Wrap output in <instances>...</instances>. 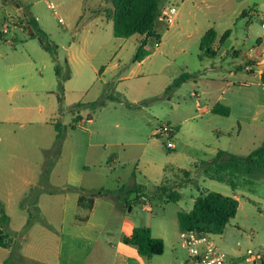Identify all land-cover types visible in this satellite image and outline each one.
I'll return each instance as SVG.
<instances>
[{
  "label": "crops",
  "instance_id": "0c3cea01",
  "mask_svg": "<svg viewBox=\"0 0 264 264\" xmlns=\"http://www.w3.org/2000/svg\"><path fill=\"white\" fill-rule=\"evenodd\" d=\"M22 1L0 0V29L11 19L21 20L24 16L23 8L29 7V12L39 26L59 47L60 60L66 59L71 67L72 75L64 84L63 97L68 107L96 101L102 95L112 93L114 83L118 82L123 84L124 95L136 109L151 113L159 110V91L176 92L185 83L195 82L211 71L225 70L227 76L222 74L217 77L222 78V81L231 80L210 94L202 106L197 102L200 111L195 116L209 114L210 120L217 117L229 119L235 114L236 108L241 112L238 116L240 118H236L238 137L243 133L241 117H249L254 105L229 97L228 87L236 84L240 87L250 86L234 79L239 75L253 74L256 69L260 77L264 74V66L257 65L264 64V31L255 34L251 22L252 16L257 15L261 23L264 0H182L176 6L177 13L170 24L165 22L161 11L174 6L175 2L162 0L160 14L154 25L155 36L136 34L129 38H116L113 35L114 6L111 0H59V6L68 12V22L65 24L62 18L57 17L56 11L52 14L53 20L61 24L60 29L51 26L50 15L42 6L44 3L47 9L52 10L50 5L54 6L49 0ZM240 17L249 20L246 27L247 41L241 42L238 47L234 41L229 45L230 52L229 48L223 51L222 55L232 54L235 57L232 59L233 65L224 69L220 64L222 55L218 53L237 31ZM218 23L225 25L222 34L217 32ZM209 30L216 34L210 47L215 56H207L200 49L201 38ZM225 32H228V36L221 41ZM251 38H254V44ZM143 39L146 40L143 49L147 55L133 62L132 58ZM35 40L37 38L18 29L0 36V202L9 217L6 228L3 230L0 227V264H193L188 251L179 244L181 231L178 214L190 211L201 191L191 194L186 201L181 196L178 202L163 203L156 197V187L165 181L166 173L162 167L157 176L151 178L146 172L138 171L127 180V185L119 186L123 183V176L117 169L118 159L110 152L107 153L108 142L105 141H108L109 129L114 125L109 121L110 110L114 108L113 105H121L122 102L109 101L101 109H84L87 111L84 122L89 125L86 132L90 137L98 114L104 117L100 131L96 128L102 136L96 148L101 151L88 146L92 150L84 151L83 161L75 172L67 165L62 167L65 153L60 151L43 184L47 156L55 145L54 123L59 119V112L54 63L39 41ZM18 45L20 48H17ZM241 48L245 49L244 54H241ZM240 56L244 60L236 62ZM177 63L179 66L175 68L173 65ZM184 73L190 74L191 78L179 87L169 88L173 80ZM145 75L158 79L149 92L140 83L132 84ZM216 104L228 107L229 114L222 116L212 113ZM76 113H72L73 120L78 116L79 121L72 125L82 127L83 118ZM208 125L212 126L213 122L208 121ZM169 126L173 134L179 129L176 125ZM133 130L136 129L131 130L135 132ZM245 133L248 141H253L258 134L253 125L245 127ZM91 158L99 162H89ZM97 165L103 171L91 172V168L96 169ZM103 165L104 168H101ZM57 173H61L65 179L63 186H56L52 182ZM107 185L112 188H105ZM135 185L143 189L133 193L126 191ZM122 187L125 190L118 191ZM80 189L85 190L84 194L96 190L112 193L95 198L92 208L86 210L78 206ZM35 191L37 193L32 197ZM228 196L238 201L239 209L237 193ZM31 198L37 213L25 231L31 209L23 203ZM130 204H141L146 218L134 215L133 206L128 210ZM153 208L159 211L158 216H153ZM13 209L23 214L20 215L18 226L14 225ZM42 219L44 225H37ZM68 219L71 221L68 222ZM135 227L149 228L153 238L161 239L164 243L163 253L146 258L138 254L135 246L125 243L124 239L130 237ZM37 230L45 233V248L29 247V250L34 251L29 254L24 247L27 248L28 240L34 239L33 232ZM23 231L25 234L21 236ZM219 236H224V232ZM17 240L19 246L11 257ZM228 253L231 259L243 256L239 249H231Z\"/></svg>",
  "mask_w": 264,
  "mask_h": 264
},
{
  "label": "rangeland",
  "instance_id": "374dc122",
  "mask_svg": "<svg viewBox=\"0 0 264 264\" xmlns=\"http://www.w3.org/2000/svg\"><path fill=\"white\" fill-rule=\"evenodd\" d=\"M22 2V0H18L17 3ZM48 2L53 4L54 8L52 10L47 9L44 3L42 6L46 13L50 15L51 26L60 29L61 24L58 23V20H53L52 14L56 11L58 14L57 17L62 18L65 24L68 22V12H66L63 6H59V0H49ZM177 5L178 4H175L174 6L176 7ZM1 11L2 10H0V13ZM199 17H201L200 13ZM248 21L247 17L239 18V24L236 28L237 31H235L227 44L220 48L218 55H222L226 48H229L230 52L229 45L234 41L236 47H238L241 42L247 41L248 34L246 27ZM251 22L254 24L253 32L255 34L264 31L261 29L260 20L257 15L252 16ZM7 23L17 25L22 32L28 35L27 32L22 30L23 23L21 20L11 19ZM224 29L225 25H221L220 23L217 24V32L219 34H222ZM183 39H185V37H183ZM251 40L254 44V38H251ZM36 41L37 40H35V42ZM251 43L252 42H250V44ZM17 48H20V45H18ZM241 50V54H244L245 49L241 48ZM234 58L232 54L228 56L222 55L220 64L224 69L229 68L233 65L234 62L232 59ZM242 60H244V58L240 56L236 62H242ZM253 64L255 65V63ZM257 65L264 66V64ZM173 66L178 68L179 65L177 63ZM171 67L169 69H171ZM222 74L227 76V71H211L208 75L197 79L195 82L191 81L185 83V85L176 92L165 90L167 92L166 94V92L159 91L161 92L159 93V110L151 113L136 109V106L131 100L124 95L123 84L115 82L114 87L111 89L112 94L121 98L122 104L113 105L112 107L114 108L110 110L111 114L109 121L114 125L109 129L110 137L106 139L108 141H105L108 142L106 151L107 153L110 152L118 159L119 165L117 169L123 176V183L119 186L123 184L127 185V180L131 179L133 175H136L138 171L143 173L146 172L151 178L157 176V172L162 167V169H165L166 173L163 180L168 181L171 185L183 181L184 176L181 174V170L191 171L190 173L193 178L192 183H190L191 185L179 190L185 201L188 197H191V194H195L199 191L202 192L207 190L225 196L232 195L236 192L239 196L240 208L235 217L227 224L224 236L210 235V238L215 245L228 256V252H230L231 249H239L243 254L247 249H253L264 254V173L260 172L252 176L239 178L238 187L235 191L226 183L207 179L209 173H200V171H203L206 167L204 165L200 166V162H210L213 160L217 150L221 149L233 154L245 156L264 142V84H262L264 81H262L260 75L257 73V69L253 74H248L247 76L239 75V77L237 76L234 78L236 81L248 83L250 86L240 87L236 84L233 87H228L229 97L251 102L252 105H254L253 112L249 117H241L243 122H240V126L243 127V133L239 137L237 134L238 127L236 125V118H240L238 116H240L241 112L239 113L236 108L235 114L229 119L217 117L215 120H210L209 118L211 116H209V114L195 116L196 112L200 111L197 108V102L202 106V102L208 101L207 99L210 98V94L214 93L220 86L224 87L227 80H231L229 78L222 81V78L217 77V75L222 76ZM154 81L158 82V79L145 75V77L132 82V84L140 83L144 85V89L149 92L150 88L154 86ZM160 88L159 81V90H161ZM195 94H198V96H195ZM167 97H171V99L168 100ZM141 105L142 104H140V106ZM70 107H68L67 103L63 102L62 111L58 119L62 125L60 151L65 153L62 167L64 168L65 165H67V167H70L71 170L75 172L83 161L84 151L92 150V148L88 146L93 147V150L98 149V151H101L99 148H96V143L99 138H102L101 134L97 133L96 128L100 131V125L104 117L98 114L92 130L94 132H91L92 136L90 137L88 132H86L89 125L84 122V119L87 118L85 114L87 111L84 109L76 111V115L80 114L81 118H83V122L81 123L82 127L76 125L77 127L73 129V112H70ZM208 121H212L213 125L209 126ZM246 123H248V125ZM116 124L117 126H115ZM163 124L176 125L179 127L178 131L171 137L175 149L171 150L166 148V136L162 134L155 136V131ZM251 125L254 126L258 134L253 141H248L245 127ZM128 128L129 131H126ZM132 129H136L133 130L135 132H132ZM94 161H96V159L91 158L89 162ZM104 165L101 168H104ZM198 165L201 170L196 169ZM99 167L100 166L97 165L96 169L91 168V172L103 171L99 170ZM64 180L61 173H57L52 179V182L56 186H63ZM107 186L105 188H112L111 186ZM148 187H152V185ZM36 193L37 191L32 194V197H34ZM23 204L29 205L32 215L37 213L36 207L33 204V198L25 201ZM132 206L134 215L146 218L147 215L142 210L141 204H130L128 210H131ZM11 212L15 219L14 225L18 226L21 221L20 215L23 214L17 209H13ZM156 215H159V211L153 208V216ZM70 221L71 219H68V222ZM37 225L43 226L44 220L42 219ZM53 226L57 225L53 224ZM33 233L35 236L34 239L28 240L27 248L24 247L29 254L34 252L29 250V247H34L36 249L45 248L44 231L37 230ZM24 234V231L21 232V236ZM17 241L14 245L15 250L17 245L19 246V240Z\"/></svg>",
  "mask_w": 264,
  "mask_h": 264
},
{
  "label": "trees",
  "instance_id": "16d2710c",
  "mask_svg": "<svg viewBox=\"0 0 264 264\" xmlns=\"http://www.w3.org/2000/svg\"><path fill=\"white\" fill-rule=\"evenodd\" d=\"M114 6L112 13L113 20V35L116 38H129L139 34L144 37L155 36L154 25L160 14L162 0H111ZM182 0H174V4L180 3ZM24 16L21 19L24 24L23 30H26V22L35 33L33 38H40L42 47L46 50L54 63V73L57 81V90L55 91L59 115L62 111V103L64 97V84L71 78L72 71L66 59L60 60L59 47L50 39L48 34L39 26L37 20L29 12V7L23 8ZM228 32H225L221 41L226 39ZM216 34L213 30H209L202 38L200 49L207 56H215V53L210 49L215 41ZM158 39V37L156 36ZM146 40L143 39L132 58L133 62L142 60L147 53L143 46ZM191 78L190 74H181L173 80L169 88L179 87L183 82ZM264 80V74L261 75ZM168 88V89H169ZM167 89V90H168ZM122 102L121 98L110 93L102 95L99 99L89 103H76L70 107V111L75 113L81 109H101L106 106L107 102ZM212 113L227 116L229 108L221 104H216L212 108ZM90 119V117H88ZM79 121V117L75 116L73 124ZM74 125L72 128L74 129ZM55 145L47 156V164L43 172V180H46L51 166L55 158L59 155L62 142V125L59 120L54 123ZM206 166L200 173L208 174L209 179L226 183L233 191L238 187V179L252 176L255 173H264V143L252 150L246 156H237L227 151H217L214 159L211 162L201 161L200 164ZM196 169H200V166ZM201 170V169H200ZM184 176L183 181H179L171 185L168 181L162 182L156 187V197L161 199L163 203L178 202L181 198L179 189L190 184L193 181L192 174L189 171L181 170ZM142 186L135 185L126 191L128 193L140 192ZM125 190V188H119ZM85 190L80 189L78 198V206L80 208L90 210L93 206L94 199L103 196L112 191L96 190L84 194ZM238 210V201L232 196H225L216 192L202 191L194 200L193 207L188 212H180L178 214V226L180 231H196L209 235H221L229 221L233 219ZM33 220L32 213H29V218L26 222L24 230L26 231ZM9 222V217L6 215L4 207L0 202V227L4 230ZM124 242L135 246L139 255L150 258L159 256L163 253L164 243L161 239L153 238L150 229L146 227H135L129 238H125ZM16 250L11 251V257L14 256Z\"/></svg>",
  "mask_w": 264,
  "mask_h": 264
},
{
  "label": "built area",
  "instance_id": "2783aa9c",
  "mask_svg": "<svg viewBox=\"0 0 264 264\" xmlns=\"http://www.w3.org/2000/svg\"><path fill=\"white\" fill-rule=\"evenodd\" d=\"M50 7L53 9L51 5ZM176 13L177 9L174 6H169L161 11L163 19L168 24L173 22ZM260 25L264 30V17H262ZM13 29L20 30L13 23H5L0 29V36L8 35ZM262 58H264V54H262ZM159 134L167 137L166 148L174 149V143L171 141L173 129L169 125L163 124L155 131V136ZM180 246L188 251L189 259L193 264H264V254L253 249H247L240 259H231L215 245L209 234L196 231H181Z\"/></svg>",
  "mask_w": 264,
  "mask_h": 264
},
{
  "label": "water",
  "instance_id": "95a60500",
  "mask_svg": "<svg viewBox=\"0 0 264 264\" xmlns=\"http://www.w3.org/2000/svg\"><path fill=\"white\" fill-rule=\"evenodd\" d=\"M11 1H14V0H11ZM16 6L18 7L19 5L16 4ZM26 30H27V33L30 37H34L35 36V33L34 31L32 30V28L28 25V23L26 22ZM37 40L39 41L40 44H42V41L40 38H37Z\"/></svg>",
  "mask_w": 264,
  "mask_h": 264
}]
</instances>
